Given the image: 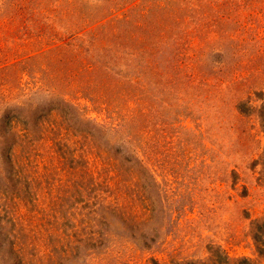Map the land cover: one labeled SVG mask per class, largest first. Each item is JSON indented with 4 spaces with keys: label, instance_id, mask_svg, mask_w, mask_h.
<instances>
[{
    "label": "rangeland",
    "instance_id": "374dc122",
    "mask_svg": "<svg viewBox=\"0 0 264 264\" xmlns=\"http://www.w3.org/2000/svg\"><path fill=\"white\" fill-rule=\"evenodd\" d=\"M209 254L264 264V0H0V264Z\"/></svg>",
    "mask_w": 264,
    "mask_h": 264
},
{
    "label": "trees",
    "instance_id": "16d2710c",
    "mask_svg": "<svg viewBox=\"0 0 264 264\" xmlns=\"http://www.w3.org/2000/svg\"><path fill=\"white\" fill-rule=\"evenodd\" d=\"M210 256H208L207 258H205L204 260H202V262H198V264H230V260L222 254L221 257H218V255H215L217 258L213 257L214 254H209ZM243 263L242 264H251L250 262H248V260L246 258H243ZM197 261H195L196 263ZM247 262V263H246ZM185 264H192L191 260H186Z\"/></svg>",
    "mask_w": 264,
    "mask_h": 264
}]
</instances>
